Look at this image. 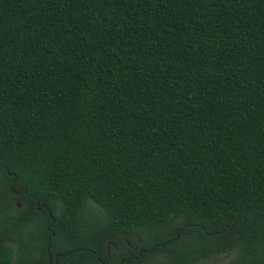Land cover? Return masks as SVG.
Wrapping results in <instances>:
<instances>
[{
	"label": "trees",
	"instance_id": "1",
	"mask_svg": "<svg viewBox=\"0 0 264 264\" xmlns=\"http://www.w3.org/2000/svg\"><path fill=\"white\" fill-rule=\"evenodd\" d=\"M264 264V0H0V264Z\"/></svg>",
	"mask_w": 264,
	"mask_h": 264
},
{
	"label": "rangeland",
	"instance_id": "2",
	"mask_svg": "<svg viewBox=\"0 0 264 264\" xmlns=\"http://www.w3.org/2000/svg\"><path fill=\"white\" fill-rule=\"evenodd\" d=\"M233 258V254H221L214 256L212 258L203 260L198 264H230L231 259Z\"/></svg>",
	"mask_w": 264,
	"mask_h": 264
}]
</instances>
